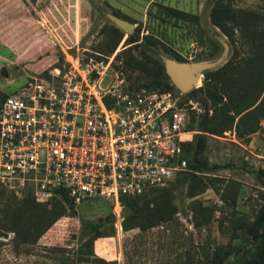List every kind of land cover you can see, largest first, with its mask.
I'll use <instances>...</instances> for the list:
<instances>
[{"label":"rangeland","instance_id":"obj_1","mask_svg":"<svg viewBox=\"0 0 264 264\" xmlns=\"http://www.w3.org/2000/svg\"><path fill=\"white\" fill-rule=\"evenodd\" d=\"M229 1L234 6L262 3L0 0V101L17 90L27 75L38 74L42 69L48 71L61 53L62 63L69 62L70 56L81 60L88 56L106 59L105 55L114 53L109 77L116 78V72L118 79L123 78L127 84L150 82L149 87L134 89H161L162 86L151 82L154 74L146 75L138 61L151 58L165 70L163 57L186 62L211 59L224 50V42V59L203 70L191 88L203 85L205 89L213 82L221 101L214 104L210 98L203 102L199 99L203 91L196 93L199 97L177 91L169 78L171 91L184 100L199 102L201 110L192 111L197 123L205 115L214 114L216 105L223 102L231 104L259 89L261 97L264 84L257 86L251 80V65L261 56H254V51L241 43L238 28L234 29L235 40L230 43L213 18L218 4ZM111 15L134 23V32L119 27ZM208 71H213L209 74L213 78L204 83V73ZM237 119L238 116L232 127L222 133H207L201 154L206 162L204 167L174 188L142 199L141 210L135 215L130 213L120 225L114 215L109 219L112 205L108 201L85 200L70 206L53 192L41 201L47 206L57 204L61 215L35 243L14 247L12 231L8 236H0V264H60L63 252L75 264H112L97 260L93 254L80 253V247L89 251L81 246L92 233H86L85 225L97 218L109 220L100 225L98 231L102 235L94 239L93 251L105 259H116L118 264H227L232 259L239 260L241 252L251 245L248 229L264 204V115L259 116L257 128L251 132L238 131ZM22 190L17 192L19 196L23 195ZM79 257L87 259L80 261Z\"/></svg>","mask_w":264,"mask_h":264},{"label":"built area","instance_id":"obj_2","mask_svg":"<svg viewBox=\"0 0 264 264\" xmlns=\"http://www.w3.org/2000/svg\"><path fill=\"white\" fill-rule=\"evenodd\" d=\"M114 56H70L5 95L0 186L30 187L38 200L65 189L75 204L108 201L120 225L123 197L167 185L187 169L183 141L199 131L192 117L199 102L130 88L116 72L109 77Z\"/></svg>","mask_w":264,"mask_h":264},{"label":"trees","instance_id":"obj_3","mask_svg":"<svg viewBox=\"0 0 264 264\" xmlns=\"http://www.w3.org/2000/svg\"><path fill=\"white\" fill-rule=\"evenodd\" d=\"M259 1L262 3L259 2L256 5L250 4L246 6H234L232 1L226 2L225 4L219 3L218 8L213 11L215 22L222 28L229 38L230 43L234 42V29L238 28L242 39L241 43L254 51V56H261L257 63L255 62L251 65V74L253 73V79L251 78V80H253L257 86L258 84L259 86L264 84V0ZM188 16L190 18L194 17L191 14H188ZM131 35L132 34L129 36L131 37ZM56 61L54 65L62 64V53L57 56ZM138 62L141 65V70L144 71L146 75L154 74V78L151 81L153 85L162 86L161 89L155 87L153 89L161 93L174 94L171 91L172 87L167 83L169 76L164 68L159 66L157 61L147 58L145 62ZM40 72L42 74H47V69H42ZM208 72L209 73H206V75L204 73V83L209 81L207 79L211 80V78H213V76H209L213 71ZM126 77L128 79L130 78L129 75H126ZM139 86L149 87L150 82L147 81L138 85H133V83L129 81L130 88L134 89ZM214 86L215 84L212 82L211 85L205 89L202 85L194 87L187 92L195 97H199L196 93L203 91L204 95H201L199 99L206 102L207 99L211 98L215 104L221 101L222 96L218 94ZM176 90L180 91L179 89ZM261 90L262 89L257 90L255 94L244 96L245 98L239 101H232L231 104L227 101L223 102L220 106L216 105L217 108L214 114H207L203 119L198 120L197 126L199 131L188 135L183 141L185 157L187 158V169L178 172L167 185L151 188L136 196L123 197V203L133 208L132 212L134 213L132 215H135L141 210L140 203L142 199L147 198V196L153 193L168 191L174 188L181 183V181L187 179L194 171L200 170L206 165L205 160L201 159V154L205 148L207 133H222L226 129H229L232 127L236 116H238V119L235 127L238 131L241 133L244 131H254L257 128L259 116L264 115V93L260 97ZM241 124L244 125L242 130ZM22 193L23 195L19 196L13 189L0 186V236H8V232L12 231L14 235L11 237V242L14 247H18L20 243H35L51 223L61 215L60 207L57 204L53 206L45 205V201L38 200L30 187L26 190L23 189ZM55 193H57V196L62 200L69 202L70 206L73 205L74 202L68 197L65 189H57ZM12 217H15V219H12ZM112 217L113 214L111 213L109 219ZM109 219L97 218L89 220L85 225L86 233H92L81 244L82 247H88L89 251L81 247L79 249L80 253L93 254L99 261L118 264L116 259H105L95 255L93 251L94 239L102 235L98 229L103 222ZM248 233L251 236V245L241 252V258L239 260L233 261L232 259L227 264H264V204L261 205L255 219L248 229ZM68 259L66 253H61L60 264H75L72 260L68 261ZM85 259L79 257L80 261Z\"/></svg>","mask_w":264,"mask_h":264},{"label":"water","instance_id":"obj_4","mask_svg":"<svg viewBox=\"0 0 264 264\" xmlns=\"http://www.w3.org/2000/svg\"><path fill=\"white\" fill-rule=\"evenodd\" d=\"M110 17L119 27H121L128 33H131L134 30V23L115 15H111ZM225 44L226 43L224 42V50L218 56L211 59L186 62L178 61L173 58L163 57L165 72L180 91H189L198 81L199 76L203 70L216 66L224 59L227 50V45ZM132 211L133 208L130 205H124L122 210V217L125 218L130 213H132Z\"/></svg>","mask_w":264,"mask_h":264}]
</instances>
